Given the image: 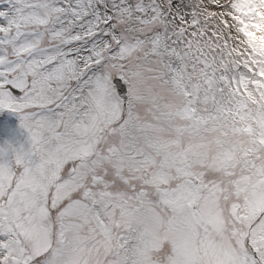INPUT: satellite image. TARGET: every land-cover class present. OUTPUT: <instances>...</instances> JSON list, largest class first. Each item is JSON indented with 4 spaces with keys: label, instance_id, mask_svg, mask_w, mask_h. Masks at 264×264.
<instances>
[{
    "label": "snow or ice",
    "instance_id": "obj_1",
    "mask_svg": "<svg viewBox=\"0 0 264 264\" xmlns=\"http://www.w3.org/2000/svg\"><path fill=\"white\" fill-rule=\"evenodd\" d=\"M0 264H264V0H0Z\"/></svg>",
    "mask_w": 264,
    "mask_h": 264
},
{
    "label": "rangeland",
    "instance_id": "obj_2",
    "mask_svg": "<svg viewBox=\"0 0 264 264\" xmlns=\"http://www.w3.org/2000/svg\"><path fill=\"white\" fill-rule=\"evenodd\" d=\"M25 133L18 126V119L14 113L8 111L0 112V146L5 142L13 144L22 143Z\"/></svg>",
    "mask_w": 264,
    "mask_h": 264
}]
</instances>
